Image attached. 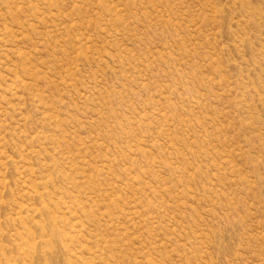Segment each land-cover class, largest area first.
I'll use <instances>...</instances> for the list:
<instances>
[{
  "label": "rangeland",
  "instance_id": "1",
  "mask_svg": "<svg viewBox=\"0 0 264 264\" xmlns=\"http://www.w3.org/2000/svg\"><path fill=\"white\" fill-rule=\"evenodd\" d=\"M0 264H264V0H0Z\"/></svg>",
  "mask_w": 264,
  "mask_h": 264
}]
</instances>
